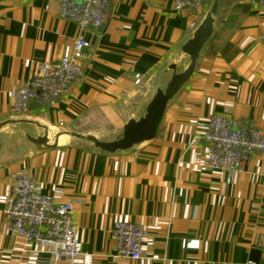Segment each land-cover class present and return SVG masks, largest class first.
<instances>
[{
	"label": "crops",
	"instance_id": "1",
	"mask_svg": "<svg viewBox=\"0 0 264 264\" xmlns=\"http://www.w3.org/2000/svg\"><path fill=\"white\" fill-rule=\"evenodd\" d=\"M175 1L112 0L105 26L89 33L61 19L56 0H0V124L30 119L51 130L109 133L141 118L156 83L186 69L183 48L206 13ZM262 33L264 9L218 0L193 75L168 102L156 137L128 151L104 153L72 140L40 147L28 139L42 135L35 125L1 128L0 264H264V154L232 173L200 169L201 136L224 109L264 132ZM78 35L88 42L84 76L55 103L14 117L12 92L39 65L67 56ZM17 175L73 205L80 259L55 261L52 245L7 230L4 202ZM118 220L143 228L140 259L116 257L110 234Z\"/></svg>",
	"mask_w": 264,
	"mask_h": 264
},
{
	"label": "built area",
	"instance_id": "2",
	"mask_svg": "<svg viewBox=\"0 0 264 264\" xmlns=\"http://www.w3.org/2000/svg\"><path fill=\"white\" fill-rule=\"evenodd\" d=\"M58 15L81 31L94 33L106 24L112 0H56ZM210 0H176L178 9L208 10ZM264 9V0H251ZM264 43V33L260 35ZM88 46L83 35L72 40L71 52L53 63L41 64L33 77L22 83L11 94L14 117H23L31 110L42 109L55 103L70 87L83 77V51ZM135 85L140 77L135 75ZM206 161L200 169H219L228 173L240 171L242 163L255 153L264 154V132L247 121L229 116V110L216 114L208 121L201 136ZM197 143V141H193ZM73 205L59 203L55 197L42 194L35 182L17 175L3 208L8 231L25 242L50 244L55 261L75 262L84 254L72 222ZM145 232L140 225L121 220L113 224L111 240L115 243L116 257L138 260L142 256Z\"/></svg>",
	"mask_w": 264,
	"mask_h": 264
},
{
	"label": "water",
	"instance_id": "3",
	"mask_svg": "<svg viewBox=\"0 0 264 264\" xmlns=\"http://www.w3.org/2000/svg\"><path fill=\"white\" fill-rule=\"evenodd\" d=\"M217 1L218 0H210L209 8L203 17L202 23L196 30L193 38L184 46L192 48L189 63L186 69L181 73H173L165 90H157L147 103L144 115L138 120L130 119L123 125L122 134L119 138L112 141H105L96 136L82 134L67 128L51 130L45 125L30 119H15L6 121L0 124V129L6 125L14 123L32 124L39 128L43 134L54 140V142L58 145L62 139L66 138V144H68L70 140L80 141L89 144L101 152L110 154L125 152L142 143L151 141L156 137L162 115L168 102L179 92L181 87L193 75L201 51L212 33L214 16L217 10ZM28 139L34 144H39L41 138L38 137Z\"/></svg>",
	"mask_w": 264,
	"mask_h": 264
},
{
	"label": "rangeland",
	"instance_id": "4",
	"mask_svg": "<svg viewBox=\"0 0 264 264\" xmlns=\"http://www.w3.org/2000/svg\"><path fill=\"white\" fill-rule=\"evenodd\" d=\"M177 68V67H176ZM179 71V70H178ZM171 77L164 81L163 83H156L157 84V87H158V90H162L164 91L165 88H166V85L169 83ZM143 115H144V112H143ZM137 116V115H136ZM138 117V116H137ZM136 117V118H137ZM118 118V117H117ZM118 120V119H117ZM103 122V121H102ZM100 123V122H99ZM105 123V122H103ZM90 126V124H88L87 127H79L80 129H86ZM115 126L117 125H106V124H103L101 125L100 127L98 128H103L104 130H110L111 128H114ZM119 126V125H118ZM114 130V129H112ZM82 134H87V135H93V136H98L97 133L99 132L100 136L98 138L102 139V140H105V141H112V140H115L117 138H119L122 134V127H117L116 130L114 131H110L109 133H104V132H100V131H81ZM114 132V133H113ZM74 142H79V143H83V142H80V141H75V140H72Z\"/></svg>",
	"mask_w": 264,
	"mask_h": 264
},
{
	"label": "bare ground",
	"instance_id": "5",
	"mask_svg": "<svg viewBox=\"0 0 264 264\" xmlns=\"http://www.w3.org/2000/svg\"><path fill=\"white\" fill-rule=\"evenodd\" d=\"M191 51H192V48H190V47H184L183 48V53L185 54V55H187V57H188V59H190V54H191ZM189 63V62H188ZM187 66H188V64H187ZM186 66V67H187ZM178 78V77H177ZM40 141H39V146L40 147H51V146H56V145H58V144H56L55 142H54V140H52L49 136H47V135H45V134H43L42 133V135L40 136ZM66 141H67V139L66 138H64V139H62L61 140V142L59 143V145H65L66 144Z\"/></svg>",
	"mask_w": 264,
	"mask_h": 264
}]
</instances>
